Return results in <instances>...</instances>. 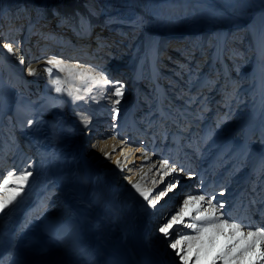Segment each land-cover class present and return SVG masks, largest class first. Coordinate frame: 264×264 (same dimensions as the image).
<instances>
[{
    "label": "bare ground",
    "instance_id": "1",
    "mask_svg": "<svg viewBox=\"0 0 264 264\" xmlns=\"http://www.w3.org/2000/svg\"><path fill=\"white\" fill-rule=\"evenodd\" d=\"M224 4L236 8L226 25L161 33L147 0H0V177L31 172L0 212V264H182L170 243L194 221L158 229L189 195L264 230V0ZM48 59L72 67L64 91ZM89 69L123 84L118 105L81 83ZM165 159L176 172L152 167ZM129 178L150 198L176 187L152 207Z\"/></svg>",
    "mask_w": 264,
    "mask_h": 264
},
{
    "label": "snow or ice",
    "instance_id": "2",
    "mask_svg": "<svg viewBox=\"0 0 264 264\" xmlns=\"http://www.w3.org/2000/svg\"><path fill=\"white\" fill-rule=\"evenodd\" d=\"M3 47L7 49L8 53L16 56L21 63H24V58L18 48L14 49L11 44L7 43ZM46 64L53 66L43 69L44 72L49 74V77L52 76L54 68L56 69V79L53 80L56 85L55 91H64L65 89L60 86L62 81L59 73L65 70L71 72L72 67L56 59H48ZM27 71L29 75L38 74V70L31 66L27 68ZM86 72H95V70L80 71L79 75L81 76L82 84L85 86L91 84L97 90L111 89L110 98L115 97L111 102L115 105L120 103V98L123 95V84L109 80L103 73L95 72V75L91 76L85 75ZM116 112L118 114L119 110L116 109ZM82 119L85 124L88 123L87 117H82ZM112 127L115 129L116 126L113 125ZM117 136L118 134L113 131L112 139H116ZM120 143L127 145L128 142L121 138ZM100 150L104 151L103 148ZM132 150L139 152L145 160L149 159L146 150L142 147ZM113 151H115V148H113ZM104 154L106 156L111 155L107 152ZM116 163L120 166V160H116ZM152 167L166 170L165 174L177 171L166 159L158 162V164H153ZM30 176L31 172L24 170L19 174L11 172L6 177H0V212L20 195L22 186L28 181ZM129 182L132 183L131 178H129ZM9 184L17 185V187L9 188ZM132 187L148 201L150 206L155 207L158 197H162L168 191H172L176 184L169 183L165 191L158 193L157 198H150V193L143 191L138 183H132ZM214 200V196L209 197L203 194L187 196L183 200L182 206L177 209L176 214L172 215L170 220L158 229L160 233L168 236L171 234L170 230L173 229L174 225L185 224V218H190L194 221L186 224L187 228L194 230L193 234L186 235L178 232L177 238L170 243V247L176 250V255L182 264H189L193 256L195 260L192 264H217L218 261L222 262V264H256V261H264V250L259 247L264 244V230L245 231L246 228L250 229V226L242 225L238 222H230V219L226 218L221 211L224 208V204L219 201L214 202Z\"/></svg>",
    "mask_w": 264,
    "mask_h": 264
},
{
    "label": "rangeland",
    "instance_id": "3",
    "mask_svg": "<svg viewBox=\"0 0 264 264\" xmlns=\"http://www.w3.org/2000/svg\"><path fill=\"white\" fill-rule=\"evenodd\" d=\"M151 6L163 11L165 14L151 13L145 8H139L144 18L149 21L150 26L154 30L161 33L171 31L172 33L187 32V30L195 31V33L206 32L208 26L215 27L217 25H226L233 19L231 12L236 14L235 6L228 7L224 4L226 0H147ZM194 3V4H193ZM227 3V2H226ZM222 5V6H221ZM118 7H123L119 5ZM173 10L177 12L173 14ZM225 17V18H224ZM211 22V23H210ZM211 27V28H212ZM190 33V32H189ZM188 33V34H189ZM20 65L24 63L20 62ZM72 109V108H71ZM89 134V129L86 131ZM87 134V138L89 135ZM241 135V128L235 131L234 136ZM252 138L251 135L244 136ZM256 138V137H255ZM254 138V139H255ZM86 144V143H85ZM5 177V176H1ZM45 183V179H44ZM189 192L184 189L183 193ZM177 193L181 194L179 190ZM48 208V205L46 206ZM36 230V229H34ZM31 242V238L27 239ZM37 242V239L35 240ZM39 264V263H37Z\"/></svg>",
    "mask_w": 264,
    "mask_h": 264
}]
</instances>
